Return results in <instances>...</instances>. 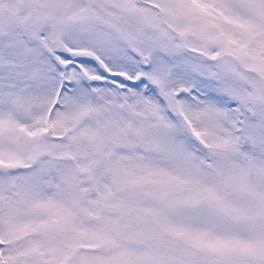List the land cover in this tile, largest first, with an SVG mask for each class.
Here are the masks:
<instances>
[{
	"label": "snow or ice",
	"instance_id": "snow-or-ice-1",
	"mask_svg": "<svg viewBox=\"0 0 264 264\" xmlns=\"http://www.w3.org/2000/svg\"><path fill=\"white\" fill-rule=\"evenodd\" d=\"M0 264H264V0H0Z\"/></svg>",
	"mask_w": 264,
	"mask_h": 264
}]
</instances>
